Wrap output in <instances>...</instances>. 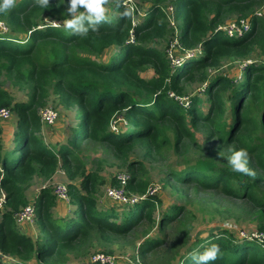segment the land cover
Listing matches in <instances>:
<instances>
[{
	"label": "trees",
	"instance_id": "16d2710c",
	"mask_svg": "<svg viewBox=\"0 0 264 264\" xmlns=\"http://www.w3.org/2000/svg\"><path fill=\"white\" fill-rule=\"evenodd\" d=\"M113 1L116 14L106 13L108 20L95 31L89 28L83 37L52 24L40 28L44 16L60 21L68 18L67 0H49L47 6H41L38 0H15L10 10L0 12V22L28 35L26 42L8 34L0 36V75L4 72L15 85L29 90V101L16 103L0 84V110L10 108L20 113L15 145L6 149L0 140V195L2 189L6 192V212L0 219V264H68L70 254L94 234L115 237L139 226L165 230L182 223L186 227V208L182 206H172L157 220L155 214L162 203L158 193L124 205L127 209L121 215L117 203L109 198L113 206L100 209L95 194L103 181L98 173L86 171L80 151L86 141L109 143L131 171L128 190L145 195L151 184L139 177L135 169L138 163L129 160L133 149L141 143L156 150L170 146L173 141L168 133L172 132L174 147L183 155L191 145L199 146L190 127L199 121L219 144L210 151L224 147L230 157L239 148L247 149L248 167L254 174L235 172L229 164L220 166L209 159L173 171L171 177L178 184L195 183L203 189H220L230 197L254 201L264 230V198L257 197L264 185V64L246 67L241 83L223 74L210 78L208 72L229 54L244 57L258 48L264 55V12L257 11L264 0H171L177 27L165 12L168 0H143L151 6L144 21L136 25L131 7L123 0ZM225 13L248 20L250 31L241 39L217 31L226 20L222 17ZM178 30L176 39L182 52L201 47L203 57L176 65L167 53L147 46ZM132 32L135 43L130 42ZM114 46L120 51L108 63L90 58ZM147 66L156 73L151 80L140 75ZM189 82L205 85L206 113L201 109L205 102L201 95L182 102ZM51 90L60 95L62 103L79 109V124L72 129L67 144L50 146L41 135L39 110ZM120 118L126 120L127 131L120 127L114 130ZM60 166L70 180L83 178L80 186H68L70 202L77 209L72 215L57 218L56 209L63 201L57 200L53 189L43 188L34 204L36 223L42 232L35 238L19 230L15 215L30 205L26 191L34 177L51 180ZM240 239L226 230L210 235L179 255V264H194L191 254L203 252L211 244L219 245L220 252L209 264H264V247ZM166 243L164 238L147 239L140 247L144 262L150 251ZM90 264H94L92 260Z\"/></svg>",
	"mask_w": 264,
	"mask_h": 264
},
{
	"label": "rangeland",
	"instance_id": "374dc122",
	"mask_svg": "<svg viewBox=\"0 0 264 264\" xmlns=\"http://www.w3.org/2000/svg\"><path fill=\"white\" fill-rule=\"evenodd\" d=\"M123 1L127 3L125 4L127 7H131L135 25L143 22L151 3L144 2L143 0ZM113 7L114 1L106 0V13L115 15L116 13L112 11ZM257 11L258 13L264 12V5L258 8ZM165 12L169 15L170 18L168 19L172 22V26L177 27L178 22L173 18L174 6L171 0L166 2ZM222 17L226 20L218 27L217 31H222L229 35L228 26L239 20L240 16L238 14L229 15L225 13ZM43 18L44 20L40 23V28H45L47 25L52 24V21H56L60 23L59 27L61 29H65L62 23L63 20L60 21L59 19H52L47 16ZM6 27L8 28L7 30L3 26L0 27V36L8 34L13 39H17L18 42L27 41L28 35L26 33L13 31L8 25ZM179 34L178 30L173 36L169 35L163 39H156L147 43V46L167 53L169 59L176 65L192 57L204 56L201 47L192 51L182 52L180 43L176 39V36ZM119 51L120 48L114 46L108 49L103 55H91L90 58L99 63L106 64ZM252 64H264V55L258 48H254L244 57L229 54L218 65L211 66L208 72L210 78L223 74L231 78H238V82L241 83L244 79L242 72ZM140 75L146 80H151L156 77L155 70L151 66H147ZM0 84L13 96L16 103H27L29 101V90L15 85L13 80L4 72L0 75ZM204 88L205 85L200 82H189L186 84L185 95L181 98L185 103H188L194 96L201 95L205 101L201 109L206 113L209 105L206 102ZM46 107L53 108L58 113V118L54 124L45 127L42 126L41 135L43 139L50 146L58 143L67 144L68 138L72 135V129L79 124V120L77 119L79 109L72 104L65 105L62 103L60 95L54 92V90L50 91V96L46 100L45 105L39 110V116L42 109ZM19 120L20 113L14 110L10 119H0V140L4 143L6 149L8 147L12 148L15 145L14 134L19 129ZM114 125L116 126L114 130L119 127L125 130L128 126L126 120L123 118H120ZM190 127L195 134L196 143L199 146L196 148L195 145H191L189 151L183 155L177 152L174 147V134L172 132L168 133V136L173 141L172 145L156 150L147 143H141L129 155V160L138 163L135 169L139 177L148 181L151 184L150 186L159 189L158 197L162 203L159 205V210L155 214L157 220H160L161 215L169 211L172 206H182L186 208V227L181 225L182 223L165 230H160L158 227L150 230L149 226H139L127 235L115 237L94 234L88 242L82 243V246L77 251L70 254L68 264H90L94 255L97 254L108 257L111 261L110 264H168L169 260H174L173 264H179L181 263L179 255H184L196 241L207 239L213 234L217 235L223 230L233 232L235 236L242 240L260 243L255 238V235L264 232L260 228V224L263 222L259 219L260 215L257 213L258 210L254 201L230 197L225 195L220 189H203L195 183L178 184L171 177L170 174L173 171L189 167L190 165H196L199 161L203 162L209 161V159H215V162L220 166L228 164L229 156H227L224 147L210 151L211 148L218 147L219 144L215 139L209 137V133L200 121L196 126L190 124ZM230 151H232V148ZM80 158L84 162L86 171L88 173H98V176L103 181V185H100L98 192L95 194L99 208L103 209L113 206L106 196V190L114 183L115 176L119 172L129 171L131 174L129 167L123 164L121 156L118 155L109 143L86 141L82 144ZM82 181V177L70 180L66 171L60 166L51 180H45L39 176H35L31 186L26 191V195L30 204L34 205L43 188L48 187L53 189L58 184L66 186L74 184L80 186ZM4 196L6 197V192L2 189L0 198ZM257 197L264 198V185L260 186ZM111 201L115 202L113 200ZM73 203L65 202L59 206L58 211L55 212L58 214L57 218L63 215H72L73 211L77 209V205ZM117 207L120 215L121 211L124 212L127 209V206L119 205V203L116 204ZM5 212L6 207L4 205L2 215ZM27 222L29 221L17 224L19 230H24L30 236L34 235L35 238L40 237L42 232L40 226L36 223V218L34 222ZM185 232L187 233L186 237L184 236ZM157 238L167 240V245L161 249H153L150 251L147 255L146 262H144L140 253L141 245L147 239ZM174 246H176V250H173ZM177 251H180V254L177 255ZM175 255L177 258H173ZM32 264H35V262H32Z\"/></svg>",
	"mask_w": 264,
	"mask_h": 264
},
{
	"label": "built area",
	"instance_id": "2783aa9c",
	"mask_svg": "<svg viewBox=\"0 0 264 264\" xmlns=\"http://www.w3.org/2000/svg\"><path fill=\"white\" fill-rule=\"evenodd\" d=\"M127 4V3H125ZM3 26L5 30L8 28L3 22H0V27ZM251 23L248 20L240 19L228 26V33L230 37L243 38L247 32L250 31ZM131 43H135V36L132 32ZM173 95V94H172ZM182 102L183 99H181ZM13 115V111L10 108H3L0 110V119L7 120ZM41 122L43 127L46 125H52L58 118V113L51 107H46L42 109L40 114ZM131 180V174L129 171H121L115 176L116 184L110 185L106 190V196L110 200H113L121 205H132L138 203L146 197L154 196L158 193V188L150 186L145 193V195H139L132 193L128 190L127 186ZM53 194L56 196L57 200L69 203L71 201L69 187L66 185L58 184L53 188ZM6 197L0 198V219L2 217V211L4 209ZM37 208L35 205H28L21 210V212L15 215V219L18 223L24 221L34 222L37 217ZM255 238L264 247V232L255 235ZM94 264H110L111 261L105 255L97 254L92 258Z\"/></svg>",
	"mask_w": 264,
	"mask_h": 264
},
{
	"label": "clouds",
	"instance_id": "9594fccd",
	"mask_svg": "<svg viewBox=\"0 0 264 264\" xmlns=\"http://www.w3.org/2000/svg\"><path fill=\"white\" fill-rule=\"evenodd\" d=\"M38 2L41 6L49 4V0H38ZM14 3L15 0H0V12L10 10ZM67 3L68 18L63 19V26L82 37L88 34L89 28L95 31L102 21L108 20L105 8L106 0H67ZM85 21H87V26ZM52 26L59 27L60 23L52 21ZM248 162L249 153L245 148L233 151L228 158V164L232 171L253 175L254 173L248 167ZM219 252V245L211 244L203 252H194L191 255L194 264H209V261L216 260Z\"/></svg>",
	"mask_w": 264,
	"mask_h": 264
},
{
	"label": "crops",
	"instance_id": "0c3cea01",
	"mask_svg": "<svg viewBox=\"0 0 264 264\" xmlns=\"http://www.w3.org/2000/svg\"><path fill=\"white\" fill-rule=\"evenodd\" d=\"M47 126V125H46ZM45 127V126H44ZM64 202H60L59 203V206H61L62 204H63ZM56 211H58V208L56 209ZM33 237H34V235H33Z\"/></svg>",
	"mask_w": 264,
	"mask_h": 264
}]
</instances>
